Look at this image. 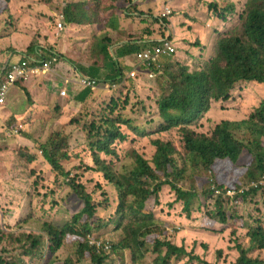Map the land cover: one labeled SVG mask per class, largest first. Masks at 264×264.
Instances as JSON below:
<instances>
[{"label": "trees", "instance_id": "1", "mask_svg": "<svg viewBox=\"0 0 264 264\" xmlns=\"http://www.w3.org/2000/svg\"><path fill=\"white\" fill-rule=\"evenodd\" d=\"M53 1L45 0V3L51 4ZM134 1L77 0L67 3L63 9L65 26H82L89 33L88 51L94 61L91 66L75 64L60 55L59 47L45 46L37 55L34 50L36 43L22 58V61L31 59L33 65L39 61L33 57L40 56L46 61L56 58L53 70L66 67L71 78L77 82L98 77L100 71H106L107 78L98 81V86L120 88L122 91V95L112 99L94 120L88 114L81 113L70 122L84 135L85 151L93 164V167L85 164L86 171L100 175L107 182L103 187L98 184L97 189L102 195L106 188L116 191L115 215L105 221L99 211V204L96 205L92 194L82 183L77 182L79 177L75 176L70 179L68 186L82 203V209L63 225L46 222L32 213L18 224V231L21 232L18 235L5 234L0 229V244L10 241L26 257H43L46 264H77L70 256L61 259L57 256L60 251L74 248L77 261L89 260L91 264H106L113 260L110 257L112 253L123 256L124 251L129 252L131 264H147V257L152 253L156 255L153 264H172L184 257L198 259L183 246L178 247L162 239L166 229L162 221L157 220L149 204H159V194L164 186H169L175 192L177 202L183 203V211L188 217L195 199L215 198L213 209L207 213L212 225L227 221V210L232 207L230 197L226 196L228 190H243L240 197L243 203L250 205H255L257 195L264 194V100L243 121L217 122L209 132L200 131L206 117L218 106L227 104L238 86L264 85V0H223L224 8L215 0L209 5V12L215 14L218 21L222 20L223 29L215 30L217 36L213 56L205 58L201 54L195 70H191L189 65L166 63L167 60L161 63L160 69L153 67L147 73L144 69L139 70L141 75L156 80L157 94L151 86L146 88L151 92L147 101L154 103L157 115L145 124H137L127 114L130 109V112L133 109L135 112L136 106L140 108L144 104L131 100L136 85L133 81L132 85L124 86L126 80L122 67L111 52L114 44L121 40V34L116 29L120 4L126 8L129 6L128 12L131 9L140 14L137 17L141 26V40H148L154 35L152 27L155 24H160L159 38L167 39L170 23L166 17L155 18L150 13H139L138 3ZM11 4L12 0H0V18L4 15L13 16L16 9ZM55 29L58 31L57 24ZM112 32L117 33L115 41L110 39ZM168 41H172V37ZM160 44V41H155L135 49L140 53ZM196 44L200 46L199 42ZM201 53H204L203 50ZM140 87H143L142 83ZM146 88L139 93L141 98ZM96 90L83 89L77 98L78 102L85 105L90 98L93 102L98 98V95H94ZM157 121V124L147 126ZM171 130L178 132L183 151L172 141L161 137ZM140 137L150 139L151 146L155 148L152 157L148 158L145 152L139 153L136 150L139 148L134 146L126 153L130 163L117 169L112 159H120L122 146L128 142L138 143ZM39 148L56 176H70L63 166V162L71 160L72 154L70 139L68 141L66 134H52ZM34 158L28 157V162H34ZM198 169L211 173L210 179H213L216 189H212L213 184H209L208 188L198 193L194 188L184 190L179 187V183L184 182L189 173L194 175ZM216 192H219L218 195ZM51 193L54 194L53 191ZM33 200L34 197L30 195L29 206L32 208ZM109 207L107 200L105 209ZM237 216L236 212L232 215L234 218ZM261 217L254 218L253 227L245 224L247 246H236L239 257L233 264H264V256L249 255L254 251L264 254V211ZM114 222V230L122 231L123 236L117 243L105 239L104 243L111 245L109 250L104 246L97 248L88 244V235L100 232ZM29 226L33 231L23 232ZM2 252L0 264L23 263L20 256L5 259L4 253L9 252L5 249Z\"/></svg>", "mask_w": 264, "mask_h": 264}, {"label": "rangeland", "instance_id": "2", "mask_svg": "<svg viewBox=\"0 0 264 264\" xmlns=\"http://www.w3.org/2000/svg\"><path fill=\"white\" fill-rule=\"evenodd\" d=\"M75 1L77 0H54L53 3L48 4L45 3V0H17L15 4H12V7H15V5L17 7L15 8L16 11H14L13 16L10 15V17H8L4 15L0 18V50H2L0 53L3 54L4 50H7L6 47H2L5 45L4 43L11 39V37L5 36L9 30L20 35V42L24 43L27 38L29 40V45L36 43L37 46L34 47L44 48L45 46H54L57 48L62 46L63 38H67V43H74L73 37L69 36L68 30L66 31L67 27L66 29L64 28L65 31L63 30L59 33L55 29V26L58 22L63 23L59 18L60 14L63 13V9L67 7V3L70 4ZM167 1L168 0H146V3L151 4V13L154 17L160 16L165 18L164 4ZM214 1L215 0H194V10L189 8L187 11H183L185 12L183 14L188 12L192 16L197 15L201 17V22H208L209 25L206 27H210L209 29L204 27V34L200 36V38H193L194 36L192 33L183 29L184 32H182V34L190 38L191 42H186L183 39L176 42L178 54L167 60L166 63L173 62L184 66L187 64L191 70H195L196 62L200 59L202 50L205 58L213 56V43L216 40L214 30L223 29V24H221L222 20L219 19L218 21L215 14H211L208 10L209 5H212L211 3ZM216 1H218L222 8L225 7L223 0ZM194 2L191 0V5ZM175 14H180V12L172 11L170 18ZM15 19L17 21H15ZM15 25H17V28H15ZM205 31L207 33L206 36ZM185 36L182 37L185 39ZM76 41L79 43L77 45L78 56L72 62L91 66L94 61L88 51L90 47L88 44L90 43V36L88 34L80 35ZM197 42H201L200 46L196 44ZM31 45L22 51L28 52ZM201 47L202 50H199ZM111 52L114 55L113 48ZM4 54L1 55L2 58H5ZM130 58L135 64L136 62L133 55H130ZM3 62H5V60ZM56 73L57 74L48 73L33 76L25 82L26 84L21 82L23 86L28 88V95H25L23 91H19L17 95L13 96L11 104L15 112H7L8 117L4 121L3 119L6 118L5 112L0 111V125H2V121L5 124L3 128L0 129V147H3L1 150L10 146L16 153L15 159L4 161L6 169L10 171L4 174L14 179L0 182V192L5 191V198L3 197L0 200V229L5 231V234L11 233L18 235L21 233L18 231V224H21L22 221L27 219L32 213L42 220L58 226L63 225L68 219L78 213L80 209H82V203L79 202L68 186L70 179L75 176L79 177L77 182L82 183L86 190L92 194L96 205L99 204V211H101L105 221H108L115 215L117 206L116 191L111 188H106L105 194L102 195V192L97 189L98 184L103 187L107 182L102 180L100 175L86 171V166L93 167V164L90 162L88 153L85 151L84 135L79 128L71 126L70 122L81 113L88 114L94 120L101 115L99 112L104 110L112 99L120 96L122 91H120V88L110 89L107 86H98L94 93V95H98V98L93 102H91L90 98L89 101L83 105V103L81 104V102L77 100L83 91H80V89L79 91L67 90L68 96L63 100V96L61 95L63 92V79L65 80V77L69 76L64 74L63 70L60 69ZM136 77L135 80L128 79L127 77L124 86H130L134 81L137 92L135 90V93L131 96V100L138 102V104L143 103L144 105L140 106V108L136 106L135 112L134 109L130 112V109L127 114H129L130 117L132 116L137 124H145L153 119L154 115H157L154 103L147 101L151 92H148L149 89L146 88L147 86H151L152 89H154V93L157 94L156 85L154 84L156 80L145 75H136ZM100 80L105 81L103 78ZM141 83L143 84L142 88L140 87ZM143 88L146 89L145 94H143L141 98L139 93ZM137 98L139 99L136 100ZM263 100L264 85L259 87L251 84L240 85L233 91V95L227 104L218 106L215 111L206 117L203 124H201L200 131L204 133L209 132L217 122L243 121L252 110L257 107L260 101ZM143 109L146 111L144 112ZM158 122L159 121L147 126H153ZM12 131H15L14 137L12 136L11 139L7 138L6 134L12 135ZM54 133H64L67 135L68 141L70 139L72 151L71 160L63 162V166L66 167V170L70 173L68 178L58 177L51 171L50 166L47 165L39 148L40 145L45 144ZM161 137L164 140L172 141L180 151H183L180 137L176 130H171L167 134H162ZM134 146L139 148H135L139 153L145 152L148 158L152 157L155 151V148L151 146L150 139L148 138H141L138 143L135 144L128 142L124 144L120 150V159H112L117 169L121 168L122 165L127 166L130 163V161L126 159V153L128 150L130 152ZM27 156H35L34 162H28ZM85 164L86 166L84 167ZM3 166L0 164V168ZM78 167H81V169ZM210 176L211 173H207L202 169L195 170L194 175L189 173L185 181L179 183V187L184 190L194 188L200 193L208 188L209 184H213V179H210ZM212 189H216L214 184ZM51 191H53L54 194H52ZM228 192L233 195L236 190H228ZM218 193L219 192H216V195H218ZM30 195L34 197V208L29 206ZM159 199V204H154V202H152L149 204V207L154 211L157 220L160 222L162 221L161 223L164 224L166 234L162 239H167L178 247L183 246L187 252L198 257V259L192 260L190 257L180 258L172 264L235 263L239 257L236 246H247V229L245 224L249 227H253L254 218H262L261 214L264 211L263 193L256 196L254 199L255 205L243 203V200L237 197L234 200L230 198L232 207H229L227 210V221L225 223L212 225L210 224V218L207 216V213L213 209L216 201L213 197L210 199L204 197L195 199V205L189 217L186 216V213L183 211V203L177 202V196L169 186H164L162 188ZM107 200H109L110 204L109 209H105ZM234 212L238 214L237 218L232 217ZM115 225L116 222L100 232H93L96 235L90 234V236L94 239H107L117 243L123 236V233L122 231L116 232L114 230ZM24 231L30 232L33 230L29 226L26 227L23 232ZM4 249L9 252L4 253L6 255L4 256L5 259H8V257L20 256L23 261L22 264H46L45 258L43 259V257L36 259L21 254L17 246L10 241H3L0 244V256H2V251ZM74 250V248L67 251L65 249L64 252L60 251L57 256L60 259L70 256L77 264H91L89 260L77 261ZM249 255L252 257L264 256V254L259 251H254ZM45 256L46 254L44 257ZM110 257H112L113 260L111 262L107 261L106 264H131L128 251H124L123 256L114 255L112 253ZM155 258L156 255L153 253L149 254L147 257V264H153Z\"/></svg>", "mask_w": 264, "mask_h": 264}, {"label": "crops", "instance_id": "3", "mask_svg": "<svg viewBox=\"0 0 264 264\" xmlns=\"http://www.w3.org/2000/svg\"><path fill=\"white\" fill-rule=\"evenodd\" d=\"M16 1L17 0H12V4H15ZM190 1L189 0H168L164 4V11H165V8L168 7L173 12H180V14H175L174 16H171V18H170V16L168 17L166 15V18H168L169 23H170V29L168 31V38L167 39H169V37H172V43L176 46V48H177L176 42L180 41L181 39H183L186 42H191L190 38H188L184 34H182V32H184L183 29H185L189 33H192V35L194 36L193 38H196V37L200 38V36H203V34H204V27L207 29H209V27H210V26L206 27L207 25H209V23L208 22L206 23V21L204 23H202L201 17H198L197 15L192 16L188 12H186V14H183V13H185L183 11H187L189 8H192L194 10L193 6L195 5V2H194V0H192L194 3L191 5ZM134 3H138L137 11L139 13H144V14L150 13V14H152L151 13V4H147L146 0H135ZM12 4H11V6H12ZM198 6L201 7L200 5H198ZM12 8L15 9L17 7L15 5V7H12ZM128 8H129V6L126 8L124 4H122V3L120 4V11L118 12L117 21H116V29L121 34V40L117 44H114V46L112 47L113 52H114V56L118 60V62L120 63V65L122 67L123 76L125 79H127V77L132 72H135L137 75H141L139 73V70L141 68H140V65H139L138 60H137V54L138 53L136 52V49L141 48L142 45H146L147 43L149 44V43H152L155 41H158V42L162 41L159 38L160 24L159 25L155 24L152 27V30H154L155 33H154V35H152L150 37V39L141 40L139 38L140 37V31L139 30H140L141 26L139 24V20L137 17V16H140V14L134 13L131 9H130V12H128L127 11ZM155 18H158V17H155ZM17 25H15V28H17ZM66 27H67V29H66ZM64 28L66 29V31L68 30L69 36L73 37L74 43H71V42L67 43V41H66L67 38L63 39L62 40L63 41L62 46L59 47L60 55H64L68 59L74 61L75 58L78 56L77 45L79 43L76 41V39L79 38L80 35H85V34H89V33L86 31V28H84L82 26L75 25V24L64 26ZM214 33H215V30H214ZM206 34L207 33L205 31V36H206ZM116 35H117L116 32H112V34L110 35V39L115 41ZM134 35H137V37L135 38ZM5 36L11 37V39L8 40V42L4 43L5 45L2 47V48L6 47V49H7V50H4V52H3V54L7 52L6 54H4L5 58H2L1 55H3V54L0 53V76L3 73V70L5 68H10L13 65L19 64L22 61L21 57L24 58L26 56V53H27V52H23L22 50L28 48L31 45V44L29 45V40L27 38H26V41L24 43L20 42V35L17 33H13L11 30H9L7 32V35H5ZM182 36H185V39ZM215 36H217L216 33H215ZM17 39H19V40H17ZM215 39H216V37H215ZM200 44H201V42H200ZM214 44H215V41H214L213 45ZM131 48H133L132 53H131V50H132ZM37 49H39V47H36L34 49L35 52ZM200 50H202V47L200 48ZM1 51L2 50H0V52ZM201 54H203V53H201ZM130 55H133L135 62H136L135 64H134V61L130 58ZM19 56H21V57H19ZM39 58H40L39 56L36 58L33 57V59H36V61H38ZM4 60H5V62H3ZM59 69L63 70L64 74H67L70 77V78L65 77V80L63 79V81H64L63 82V92L61 93V95L63 96V100H65L66 97L68 96L67 90L68 91L69 90H78L79 91V89H80V91H83V88H81L79 82L74 80V78H72V80H71V75L68 73V68H66V67L63 68L61 66L58 68L57 71H59ZM57 71H54L53 73L57 74L56 73ZM145 73H147V72H145ZM143 75H145V74H143ZM107 76H108V72L100 71V73L98 74V77L94 76L95 78H92L91 80L101 81L100 79H102V78L106 79ZM15 90H17V91H15ZM19 91H23L25 93V95H28V92H29L28 88L26 86H23V83L18 84L15 88H13L9 92V94L6 97L5 103L0 106V111L5 112V115H6V118H4L3 121L5 119H7V117H8L7 112H15V109L13 108L11 102H12L13 96L17 95L19 93ZM3 121H2V125H0V129L3 128V126L5 125ZM16 125H17V123H16ZM6 131H7V129H6ZM11 133H13V134L12 135L6 134L7 138L11 139L12 136L14 137L15 131H12ZM2 148L3 147H0V164L3 166L4 161L9 160V159H15L16 153H15V150L10 146L1 150ZM9 172L10 171L6 169L5 165L2 168H0V182H3L4 180L11 181L12 179H14V178L9 177L8 175L4 174V173H9ZM3 197L5 198V191L0 192V200Z\"/></svg>", "mask_w": 264, "mask_h": 264}, {"label": "built area", "instance_id": "4", "mask_svg": "<svg viewBox=\"0 0 264 264\" xmlns=\"http://www.w3.org/2000/svg\"><path fill=\"white\" fill-rule=\"evenodd\" d=\"M165 13L166 15H170L171 10L169 8H166ZM59 20L63 21V23L58 22L57 29L59 31H63L64 13L60 14ZM37 53H41V48L36 50V54ZM176 55V47L172 42L166 40L160 45L154 46V48L140 52L137 55V60L139 61L140 66L146 70H152L153 67L160 69L162 60H169ZM56 63V58L51 59V61H46L45 59H43V57H40L39 61L34 65L31 62V59H26V61L24 60L17 65L11 66L9 69L7 68L8 71L0 76V106L5 103L7 95L18 83H25L33 76L53 73V65ZM135 76V72H133L129 75V78L134 79ZM79 83L84 89L94 90L97 87V82L91 79H80ZM242 191L243 190L236 191L235 193H233V195H231V193L227 191L228 193L226 192V196L234 200L236 197H240ZM87 237L88 244L91 246H96L97 248H101L102 246H104L106 250H109L111 248V245L109 243H104L105 240L98 238L94 239L90 235H88Z\"/></svg>", "mask_w": 264, "mask_h": 264}, {"label": "clouds", "instance_id": "5", "mask_svg": "<svg viewBox=\"0 0 264 264\" xmlns=\"http://www.w3.org/2000/svg\"><path fill=\"white\" fill-rule=\"evenodd\" d=\"M166 8H168V7H166ZM166 8H165V9H166ZM165 14H166V13H165ZM171 14H172V11H171ZM171 14H170V15H171ZM170 15H167V16L169 17ZM58 31H59V30H58ZM166 40H168V39H164V40H162L161 43L164 42V41H166ZM169 42H172V41H169ZM173 45H174V44H173ZM174 46H175V45H174ZM175 47H176V46H175ZM145 51H146V50H145ZM142 52H143V51H142ZM138 54H139V53H138ZM138 54H137V55H138ZM164 61H165V60H163L162 62H164ZM21 62H22V61H21ZM162 62H161V63H162ZM138 63H139V61H138ZM139 65H140V63H139ZM140 68H141V69H144V68L141 67V66H140ZM8 69H9V68H8ZM144 70H145L146 72H150V71H152V70H146V69H144ZM7 71H8L7 68L4 69V70H3V73H2L1 75L5 74ZM132 73H133V72H132ZM135 75H137V74L135 73ZM135 77H136V76H135ZM128 79H130L129 76H128ZM134 79H135V78H134ZM93 81H95V80H93ZM96 82H97V87H96V88H98V81H96ZM18 84H20V83H18ZM18 84H17V85H18ZM17 85H16V86H17ZM16 86H15V87H16ZM80 86H81V85H80ZM15 87H14V88H15ZM83 89H84V88H83ZM236 191H239V190H236ZM240 199H241V197H240Z\"/></svg>", "mask_w": 264, "mask_h": 264}, {"label": "water", "instance_id": "6", "mask_svg": "<svg viewBox=\"0 0 264 264\" xmlns=\"http://www.w3.org/2000/svg\"><path fill=\"white\" fill-rule=\"evenodd\" d=\"M6 69V68H5Z\"/></svg>", "mask_w": 264, "mask_h": 264}]
</instances>
